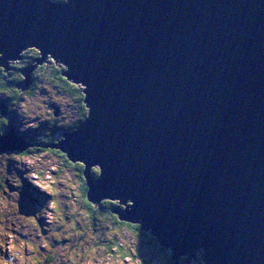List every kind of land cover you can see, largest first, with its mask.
<instances>
[{"label":"water","instance_id":"95a60500","mask_svg":"<svg viewBox=\"0 0 264 264\" xmlns=\"http://www.w3.org/2000/svg\"><path fill=\"white\" fill-rule=\"evenodd\" d=\"M31 47L82 86L87 116L48 147L86 166L90 203L131 200L111 212L173 264H264V0H0V66ZM10 131L0 152L30 147Z\"/></svg>","mask_w":264,"mask_h":264},{"label":"rangeland","instance_id":"374dc122","mask_svg":"<svg viewBox=\"0 0 264 264\" xmlns=\"http://www.w3.org/2000/svg\"><path fill=\"white\" fill-rule=\"evenodd\" d=\"M12 60L8 59L9 65ZM41 87L37 83L36 89L12 106V114L7 115L11 121L9 128L0 126V132L4 131L0 133L2 139L13 141L11 128L25 136L37 131L39 137H52L49 144L59 145L65 139L62 134L71 130H59L55 135L46 126L54 124L52 120L60 125H75L76 103L71 99L61 102L54 93H47ZM52 103L57 106V117L52 115ZM49 144L40 152L31 150L26 155L18 149L0 152V264H164L165 253L151 240L152 236L142 230L143 234H138L130 227L137 223L92 220L83 204V186L75 169L64 153L48 147ZM109 201L113 206L108 214H113L112 209L124 211L132 205L129 199L124 203L116 199ZM95 213L106 212L95 210ZM104 226L108 228L102 234ZM109 238L119 240L121 248L104 250L103 244H108ZM129 249L131 256L124 258ZM203 255L201 248L195 252L197 261L194 258L191 261L204 263ZM181 260L185 257L180 263Z\"/></svg>","mask_w":264,"mask_h":264},{"label":"trees","instance_id":"16d2710c","mask_svg":"<svg viewBox=\"0 0 264 264\" xmlns=\"http://www.w3.org/2000/svg\"><path fill=\"white\" fill-rule=\"evenodd\" d=\"M58 1V0H55ZM63 1V0H59ZM39 57V52L36 49H29L21 53V58L17 61H14V63H11L9 65V69L6 71L3 66H0V126L1 128H9L10 126V113L12 114V106L18 105L22 101V97L25 95H29L30 92L35 88L36 84L40 83L42 84L43 88L42 90L48 91L51 94H55L57 97H59V100L61 102L65 101L66 99H71L76 103V120H74V124L77 125L81 123L85 117L87 116V108L83 102L84 94L82 91V86L80 84L73 83L69 81L65 76L61 74L63 70V66L58 65L55 63V61L51 58L44 61L42 64H35V60ZM32 64H35V67L30 75L31 83L27 86L25 90H22L21 88L17 87V85L21 86V82L25 79V76L22 74L21 69L23 67ZM45 85V87H43ZM47 92V93H48ZM55 100V98H53ZM56 107L55 103L51 104V111L52 115L54 117H57L54 115L53 108ZM54 121V122H53ZM54 123L52 127L53 133L56 131L61 130L62 132L72 130L75 125L68 124H58L56 120H52ZM70 125V126H69ZM0 128V131H1ZM5 130V131H6ZM15 133L21 137L26 142L30 143V147L27 148V150L20 151L21 154L26 155L31 150L35 152H40L43 150L44 146L49 144L51 142L52 137L46 136L45 138L39 137L40 133L31 132L29 133V136H25L23 133L18 132L16 129H13ZM4 131L0 132L3 133ZM51 133V132H50ZM56 135V133H54ZM50 135V134H49ZM53 140V139H52ZM32 148V149H30ZM72 168L76 171V176L78 177L79 181L82 183L83 186V204L86 207V209L91 213L90 216L92 220L95 219L98 220V218L103 221L112 224L118 223V219L114 214H108L107 212H110V208L113 206V203L109 200L101 201V205L99 207H95L92 203H90L86 198V179L83 175V164L80 163H71L69 162ZM68 164V162H67ZM74 166V167H73ZM95 169H91V175L92 179H96L98 177V172L94 171ZM95 210H99L102 212H106L105 214H96ZM65 220H67L66 217H64ZM104 224V223H103ZM134 227V229L137 231L138 234H143L141 232V229L139 225L130 226ZM108 226L101 227L102 234L105 229H107ZM109 243L103 244V249L110 252L112 249H120L121 243L119 240H116L115 238H109ZM151 240L156 243L155 238L151 237ZM110 243L113 244V246H110ZM157 244V243H156ZM161 251L165 254V261L164 264H172L170 259V253L168 251H165L163 248H161ZM132 250L129 249L128 252H126L125 255H123L124 258L131 256ZM180 264H199L196 261H191L189 263H185L183 260H181Z\"/></svg>","mask_w":264,"mask_h":264},{"label":"flooded vegetation","instance_id":"af4514ba","mask_svg":"<svg viewBox=\"0 0 264 264\" xmlns=\"http://www.w3.org/2000/svg\"><path fill=\"white\" fill-rule=\"evenodd\" d=\"M57 116H59V114H57ZM52 125H53V124H52ZM52 125H50V126H46V129H49ZM50 129H52V127H51Z\"/></svg>","mask_w":264,"mask_h":264},{"label":"snow or ice","instance_id":"6c2138e0","mask_svg":"<svg viewBox=\"0 0 264 264\" xmlns=\"http://www.w3.org/2000/svg\"><path fill=\"white\" fill-rule=\"evenodd\" d=\"M94 171L99 173L101 170H100V168H96Z\"/></svg>","mask_w":264,"mask_h":264},{"label":"bare ground","instance_id":"6f19581e","mask_svg":"<svg viewBox=\"0 0 264 264\" xmlns=\"http://www.w3.org/2000/svg\"><path fill=\"white\" fill-rule=\"evenodd\" d=\"M29 49H31V48H29ZM14 63V62H13ZM8 72V71H7ZM44 150V149H43Z\"/></svg>","mask_w":264,"mask_h":264}]
</instances>
